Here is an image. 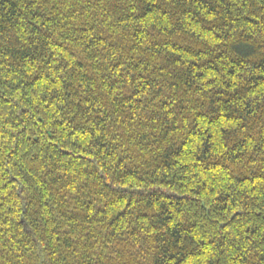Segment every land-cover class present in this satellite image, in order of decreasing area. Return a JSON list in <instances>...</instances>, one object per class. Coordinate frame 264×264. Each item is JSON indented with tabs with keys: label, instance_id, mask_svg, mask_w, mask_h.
Segmentation results:
<instances>
[{
	"label": "trees",
	"instance_id": "obj_1",
	"mask_svg": "<svg viewBox=\"0 0 264 264\" xmlns=\"http://www.w3.org/2000/svg\"><path fill=\"white\" fill-rule=\"evenodd\" d=\"M0 264H264V0H0Z\"/></svg>",
	"mask_w": 264,
	"mask_h": 264
}]
</instances>
